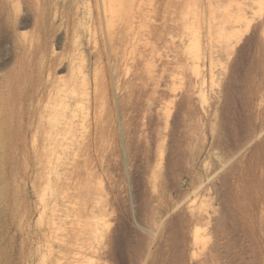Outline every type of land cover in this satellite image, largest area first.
<instances>
[{
  "label": "rangeland",
  "instance_id": "374dc122",
  "mask_svg": "<svg viewBox=\"0 0 264 264\" xmlns=\"http://www.w3.org/2000/svg\"><path fill=\"white\" fill-rule=\"evenodd\" d=\"M129 1L107 26L101 0H0V264H264V0ZM41 56L104 67L111 136L87 157L62 129L36 176Z\"/></svg>",
  "mask_w": 264,
  "mask_h": 264
},
{
  "label": "bare ground",
  "instance_id": "6f19581e",
  "mask_svg": "<svg viewBox=\"0 0 264 264\" xmlns=\"http://www.w3.org/2000/svg\"><path fill=\"white\" fill-rule=\"evenodd\" d=\"M128 1L129 0H101L102 10H103L104 17L106 19L105 22L107 26L109 22H111L110 21V19H112L111 17L115 16L114 14H117L116 17L118 18V16L123 15V11H126V10H127L126 12L129 11L128 9H130L131 7L129 6L130 1L129 2ZM127 2L129 4L128 5L129 7H125L127 6L126 5ZM134 6L136 5L134 4ZM133 9H130L132 10L130 12L134 13ZM126 12L124 14H126ZM133 13H130L131 16H133L132 15ZM130 14L128 13V16ZM121 18L123 19V17ZM127 19L128 18H126L125 20L130 22V20H127ZM106 28L108 29V27ZM106 32H107V39H106L107 46L106 47L109 52V55L110 56L112 55L113 57L112 53L114 51L113 49L114 41H113V37L111 38V36L113 35L111 34L110 36L111 32L109 30H106ZM106 32H105V35H106ZM124 41L125 40H122V42ZM127 45L128 46H126V48L125 47L121 48V49L125 48L124 50H122L124 51L122 52V54H124L123 55L124 57H127V55L129 56L128 54L130 52L128 50L129 43H127ZM36 48L37 46L34 44L33 40H27V39L25 40L24 50L26 54V59L30 57L33 58L35 56L36 51H37ZM129 57L127 58L128 60L126 61H129ZM39 58H40L39 59L40 63H39V69H38L39 71L37 74L34 73L33 69L29 73L27 72V69H26V72H27L26 76L27 78H29L27 79L29 82L27 100H29L30 102L31 111L29 112L30 121L27 123V126L25 129L27 130L29 134H31V137H32V150H33V155H34L33 161H34V168L36 171V176H39V174L41 173L40 172L41 162L43 161L44 158H45V161H48L50 163L51 158L49 157L50 156L49 154L51 153V147L58 143V136L60 135V132L62 131V129H65L72 135V139L69 142V146L73 150L80 149L85 155L86 153L87 155L90 154L92 150L91 147H93L96 151L97 149L100 148L99 142L102 139V137L105 138L106 140H109L110 139L109 137L111 136L110 134L111 133V108L108 106V101H109L108 93H107L108 88L106 86V71H104V67L95 65L94 69L92 70L93 75L91 77L90 76L86 77L84 72L80 71V74H81L80 76L73 77L71 78L70 81H66V80H60V79H57L56 77H53L49 71L51 66L47 64V61L43 59L42 56ZM30 63H31V60L30 62L27 61V64H26L27 67H30ZM114 66L115 65L111 67H114ZM83 67L84 66H82V69ZM87 67L88 65H86L85 68ZM87 72L90 73L89 70H87ZM3 83H4V77L0 76V87L3 85ZM1 117H2V112L0 111V119ZM82 133H85V138L82 139V141H80V137H81L80 134ZM1 144H2V133H1V121H0V145ZM89 149H91L90 152H88ZM86 159H85V162H86ZM87 165H88V162H87ZM87 165L85 163L84 166L87 168ZM80 169L81 168H79V170ZM89 170L91 169H88V171ZM79 174L80 172H77V173L74 172V173H71V175L70 174L66 175L65 179H61L60 185L62 186V190H65V187L68 188L70 186L71 180L75 178H79ZM91 174L93 175V173H90V175ZM62 192L63 191H61V193ZM55 195H58V194L55 193ZM59 196L60 194L58 195V197ZM52 200L54 199L52 198Z\"/></svg>",
  "mask_w": 264,
  "mask_h": 264
}]
</instances>
